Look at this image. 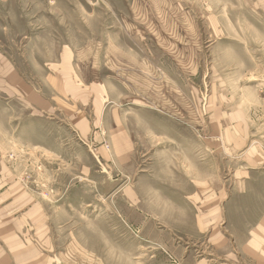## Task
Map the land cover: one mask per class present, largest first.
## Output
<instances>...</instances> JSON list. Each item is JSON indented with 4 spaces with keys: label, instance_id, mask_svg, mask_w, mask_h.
I'll return each instance as SVG.
<instances>
[{
    "label": "rangeland",
    "instance_id": "374dc122",
    "mask_svg": "<svg viewBox=\"0 0 264 264\" xmlns=\"http://www.w3.org/2000/svg\"><path fill=\"white\" fill-rule=\"evenodd\" d=\"M259 224L264 0H0V264H264Z\"/></svg>",
    "mask_w": 264,
    "mask_h": 264
},
{
    "label": "crops",
    "instance_id": "0c3cea01",
    "mask_svg": "<svg viewBox=\"0 0 264 264\" xmlns=\"http://www.w3.org/2000/svg\"><path fill=\"white\" fill-rule=\"evenodd\" d=\"M19 85V84H18ZM70 93H71V90H69ZM29 104L33 105V106H36L37 107H41V106H46L47 105V102L44 101L42 98L40 97H36V95L34 96L32 93H30V102ZM73 118H76L77 119V122L80 123L82 126L81 128L84 127L83 129V132L86 131V127H85V123H84V119L82 118V116H76L75 114L72 115ZM99 133L101 132H98V135H100ZM127 135L125 136V134H123V141L124 143L126 144V146H129L130 145V141L127 140ZM130 142V143H129ZM124 144V146H125ZM132 144V143H131ZM134 144H132L131 146H133ZM152 147V146H151ZM167 146H163V147H157V146H154L152 149V152L151 153V158L149 159L150 161V166H154V167H157V166H161V163H159V160L163 161L164 160V164H165V167L167 168V172L166 174L168 175V177L165 179V182L166 183H169L171 186H170V190H173V187L174 185H177V177H174V174L175 171L171 168V163L169 160H171V157H170V154H169V149H166ZM204 146H200V148L203 149ZM210 147L211 151H215V149H219L220 146H208ZM151 149V148H150ZM201 149V150H202ZM163 158V159H162ZM180 159H181V162H180V175L182 178H185L189 176V172L188 170L190 169V164L186 165V162L185 159H188L185 157V155L181 154L180 155ZM195 162H196V165L197 164H201L200 166H202V163H203V160H199V158H195ZM178 164V162H174L172 164L173 167H178L176 166ZM192 167V165H191ZM204 172L201 170V171H196L195 170H192V174L190 175V178H188V180L194 184L191 185L192 186V189L190 192V194H187L188 192H184V190L180 187V190H181V193H182V199H185V197H193V198H196L195 200H200V202H198V204H196V209L195 210H192V214H194L196 216V218H194V225H195V229L198 231V232H201V230L203 229L204 227V217L202 218V216H199V214H203V210L204 208L206 207L205 205V190L207 191L206 195H208V199H215L217 198L218 199V194L216 193V190H212V193H210L208 190L210 188L209 186V182H213V179H210L209 176H204L203 174ZM150 175V174H149ZM148 177H152L151 175L148 176ZM156 180L154 182H159L160 179L158 178V176H155ZM192 177V178H191ZM188 181V183H189ZM188 185V184H187ZM205 185H207L208 187L205 188ZM146 183L144 181V178H137V180L134 182V185L133 186H129V185H126L124 187H122V195L123 197L126 199V201L128 202L129 205H132V206H137L138 205V200H142L143 196H144V192H146ZM143 193V195H142ZM187 194V196H186ZM167 198H169V196H166ZM171 198V197H170ZM171 200V199H170ZM140 204V202H139ZM214 204V203H213ZM184 209V206L181 207V211L180 213H185V211L183 210ZM178 211H172V214H177ZM134 227L135 229H138L137 227L139 226V224H135ZM259 227L260 228H264L263 226H261V224H259ZM251 244V242H250ZM192 254L188 251H184V254H183V262H190L192 264H198L199 260H197L196 258L195 259H192Z\"/></svg>",
    "mask_w": 264,
    "mask_h": 264
}]
</instances>
